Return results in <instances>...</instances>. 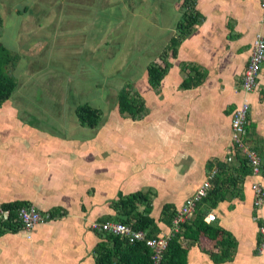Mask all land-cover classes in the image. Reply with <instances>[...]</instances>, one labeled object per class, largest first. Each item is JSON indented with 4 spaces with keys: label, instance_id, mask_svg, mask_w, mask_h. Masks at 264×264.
<instances>
[{
    "label": "crops",
    "instance_id": "1",
    "mask_svg": "<svg viewBox=\"0 0 264 264\" xmlns=\"http://www.w3.org/2000/svg\"><path fill=\"white\" fill-rule=\"evenodd\" d=\"M192 1L202 20L176 45L175 56L168 55L170 66L157 89L146 82V66L131 76V88L147 110L143 117L121 115L114 103L94 128L77 123L78 130L69 127L61 134L27 120L21 111L26 108L10 97L0 105V205L24 201L40 212L57 209L31 229L1 232L0 264H94L91 249L98 236L90 223L113 220L110 202L134 191H148L149 216L158 233L167 232L169 227L157 221L161 207L178 208L212 167L206 164L223 162L230 114L242 99L249 103L246 139L260 161L264 158V61L253 91L244 94L239 85L251 42L257 34L264 37L260 0ZM181 2H169L173 22L164 27L157 55L174 33ZM14 12L23 16L26 8ZM190 66L205 75L196 86L179 88ZM253 183L264 192V174L245 175L242 199L226 195L207 212L215 215L209 225L234 240L231 258L214 263L205 251L220 253V233L194 228L191 236L178 238L186 249L185 264H264V250L256 248L264 198L254 209Z\"/></svg>",
    "mask_w": 264,
    "mask_h": 264
},
{
    "label": "rangeland",
    "instance_id": "2",
    "mask_svg": "<svg viewBox=\"0 0 264 264\" xmlns=\"http://www.w3.org/2000/svg\"><path fill=\"white\" fill-rule=\"evenodd\" d=\"M172 1L0 0V43L14 55L2 68L13 77L10 99L32 123L78 130L77 105L106 112L118 89L154 62ZM21 6L23 16L14 12Z\"/></svg>",
    "mask_w": 264,
    "mask_h": 264
},
{
    "label": "trees",
    "instance_id": "3",
    "mask_svg": "<svg viewBox=\"0 0 264 264\" xmlns=\"http://www.w3.org/2000/svg\"><path fill=\"white\" fill-rule=\"evenodd\" d=\"M180 8V15L174 23V33L157 55L159 63L150 62L146 65V82L154 90L157 89L161 78L170 66L167 59L168 55L175 56L176 45L202 20L201 14L193 8L192 0H182ZM13 59L14 55L0 43V105L10 97L14 89L13 77L7 75L2 69L3 65L7 63L13 64ZM179 67L182 71L186 68L184 63H181ZM187 68L191 73H186L178 85L179 88L196 86L205 75V71L198 67L190 66ZM115 103L118 112L131 119L141 118L147 111L142 97L131 88L129 83H124L118 89ZM75 115L80 125L94 128L99 120L100 112L98 109L83 103L75 107ZM245 129H247V124ZM260 162L261 173L264 174V158ZM213 165L216 167V172L210 181L211 186L206 195L196 204L193 220L190 223L186 221L181 223L178 231L170 236L160 264H185L186 249L181 247L178 238L180 235L184 237L191 236L194 228L204 232L217 231L220 233L221 238L217 241L223 245L220 253L205 251L214 263L231 258L230 248L234 245L231 235L223 229L210 226L211 222L205 223L202 217L214 207L216 202L223 200L226 195L242 199L240 183L245 175L250 174V168L245 159L239 155H236L232 162L209 161L206 164L207 169ZM147 193L148 191H134L122 195L111 201L110 206L116 211L113 220L127 223L133 229L144 231L148 236H155L158 234V228L153 218L149 216L150 205ZM25 204L24 201H10L1 204L2 207L9 209V216L7 220H0V233L19 227V223L14 220V209ZM56 210V208L50 209L48 218H52ZM174 213L175 209L173 207L164 204L161 207L157 221L171 227V219ZM252 215L255 216L254 211ZM256 221L258 224L261 223L258 219ZM93 232L98 236V241L91 249L94 264H149V250L142 242H128L118 235L96 230H93Z\"/></svg>",
    "mask_w": 264,
    "mask_h": 264
},
{
    "label": "built area",
    "instance_id": "4",
    "mask_svg": "<svg viewBox=\"0 0 264 264\" xmlns=\"http://www.w3.org/2000/svg\"><path fill=\"white\" fill-rule=\"evenodd\" d=\"M259 5L264 9V0H260ZM264 61V37L257 34L250 44V52L248 59L240 74V90L246 94L253 91L257 85V77ZM249 103L242 99L240 103L233 108L230 114V142L226 149L223 162H232L236 155L243 157L250 168L251 175L261 174L260 157L256 149L250 145L246 139L247 114ZM216 172V167L212 166L200 183V185L188 195L178 208L171 219V227L167 232L158 233L155 236H148L139 229H133L129 224L105 219L101 221H92L89 225L90 229L102 231L112 235H118L125 238L128 242H142L149 250V264H160V260L170 236L177 232L179 225L190 217L195 209L196 204L202 197L206 195L207 190L211 186V179ZM253 191L252 205L256 209L263 201L264 192L257 184L251 185ZM15 218L22 229H31L35 224L40 223L48 218V213L38 211L31 204L20 205L14 209ZM9 209L0 205V220H7ZM215 215L211 212L203 215L202 220L210 223L214 220ZM258 251L264 250V224L257 226V243Z\"/></svg>",
    "mask_w": 264,
    "mask_h": 264
}]
</instances>
